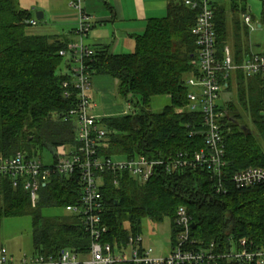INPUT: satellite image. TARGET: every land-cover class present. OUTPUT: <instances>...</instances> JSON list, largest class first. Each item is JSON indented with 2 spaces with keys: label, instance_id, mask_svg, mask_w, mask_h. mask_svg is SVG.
<instances>
[{
  "label": "trees",
  "instance_id": "obj_1",
  "mask_svg": "<svg viewBox=\"0 0 264 264\" xmlns=\"http://www.w3.org/2000/svg\"><path fill=\"white\" fill-rule=\"evenodd\" d=\"M185 1L168 0L166 17L148 22L145 34L135 38L133 53L114 55L107 47L94 50L88 62L94 76L114 78L120 97L131 110L124 117L101 121L108 132L100 147L101 156L122 160L184 153L192 157L205 148L203 116L188 110L186 80L198 75L194 65L198 47L193 35L198 12ZM31 15L13 0H0V155L4 156L21 151L36 154L44 137L35 131L50 129L48 137L54 147L74 146L76 142L74 123L64 119L75 103L74 98H66L63 87L70 64L60 51L67 43L58 37L31 35ZM214 23L222 59L227 44L224 13L215 14ZM242 61L238 55L236 62ZM235 76L238 105L229 104L227 111L219 108L227 162L220 179L222 190L218 189V177L202 168L162 171L144 184L127 172H106L101 192L106 203L107 242L122 245L130 235L142 233L145 220L163 223L166 219L171 221L175 241L176 213L184 207L195 225L193 239L222 248L231 236L235 240L248 238L257 249H264V188L237 189L231 183L244 169L264 168V149L258 141L261 138L264 142V80L257 77L247 83L242 72ZM231 82L224 83L228 84L226 91ZM156 97L170 98L161 113L151 110ZM238 106L248 114L257 134L243 123ZM80 194L77 176H54L41 190L34 208L28 192L4 182L0 186V226L5 219L32 216L35 255L58 256L64 250L88 253L91 239L81 218L66 212L67 207L77 204ZM45 209L65 214L44 217Z\"/></svg>",
  "mask_w": 264,
  "mask_h": 264
},
{
  "label": "built area",
  "instance_id": "obj_2",
  "mask_svg": "<svg viewBox=\"0 0 264 264\" xmlns=\"http://www.w3.org/2000/svg\"><path fill=\"white\" fill-rule=\"evenodd\" d=\"M84 0H71L70 7L79 14V40L67 43L60 56L69 62L64 82L66 98H74V107L65 115V121H72L76 128V142L69 150L55 153L50 163L43 156L26 151L12 156L0 155V186L10 182L13 188H21L31 196L35 208L40 201V192L51 184L54 176L71 178L77 176L81 194L76 205L66 208V212L79 216L85 232L91 239L88 253L64 250L58 256L34 254L31 257L16 258L6 249L0 250V264H222L234 261L243 264H264V249H257L248 238L235 240L233 236L222 248L217 243L208 245L192 238V218L187 209L180 207L176 213V239L171 254L159 257L151 247L145 246L142 233L130 235L126 243L111 245L105 240L109 228L105 223L106 203L101 188L106 172H127L141 183L149 182L156 173L177 172L185 167L206 169L217 179H221L226 167V145L223 117L219 113L221 96L237 72L246 78L264 79V52L252 53L241 64L236 62L231 49L226 46L223 58L217 51L215 10L213 0H186V6L198 12L193 28L198 47V58L194 65L198 75L189 77L188 110L199 112L204 120L205 148L194 156L177 153L169 156L148 158L137 156L131 159L116 160L101 156L100 147L107 137V130L94 113L96 104L91 97L94 74L88 66L94 51L86 44L85 38L92 31L94 18L83 8ZM244 21L252 26L251 16ZM32 26L38 22L32 21ZM231 183L237 189L264 188V168L251 167L236 173ZM222 180L218 189L222 190Z\"/></svg>",
  "mask_w": 264,
  "mask_h": 264
},
{
  "label": "crops",
  "instance_id": "obj_3",
  "mask_svg": "<svg viewBox=\"0 0 264 264\" xmlns=\"http://www.w3.org/2000/svg\"><path fill=\"white\" fill-rule=\"evenodd\" d=\"M261 1L264 3V0ZM70 2L71 0L67 2L68 9H72ZM248 4L249 0H213L215 14L224 13L227 30L226 46L231 49L235 58L240 55L243 61L252 53L264 52L261 44L251 43L250 28L244 21V16L251 12ZM236 5L237 9H235ZM167 7L168 0H84V11L94 18L93 29L85 38V42L93 51L98 47H107L114 55H124L123 51L128 43L130 50L136 48L135 38L145 34L150 20L166 17ZM61 15L62 13L58 15L59 18L62 17L66 21L67 16ZM77 20L79 21V14ZM263 28L264 19L256 24L255 29L262 30ZM76 29L73 27L63 34L43 36L58 37L66 43L76 42L79 40L75 33ZM116 87L118 83L111 76L96 75L93 78L91 97L96 104L94 113L100 121L126 116L121 109L114 107L116 106L114 96ZM168 99L170 101L169 97ZM174 242L171 237L170 252L173 250ZM145 246H147L146 243Z\"/></svg>",
  "mask_w": 264,
  "mask_h": 264
},
{
  "label": "rangeland",
  "instance_id": "obj_4",
  "mask_svg": "<svg viewBox=\"0 0 264 264\" xmlns=\"http://www.w3.org/2000/svg\"><path fill=\"white\" fill-rule=\"evenodd\" d=\"M15 4L23 10L31 12L33 21H37L36 26H32L28 29L31 35L43 36L53 35L55 33L63 34V32L78 28L79 21L78 14L73 9H68V0H13ZM248 6L251 8V12H248V16H251L254 20L251 28L249 29V37L251 43H259L262 45L261 49L264 50V28L262 30L255 29L256 24L263 21L264 3L261 0H249ZM42 12L45 14L43 21L37 20V13ZM67 16V20L59 18V14ZM69 13V15H68ZM71 14V16H70ZM61 15V16H62ZM59 18V19H58ZM52 37V36H50ZM134 50H130V44L123 51V54L133 53ZM262 53V52H258ZM236 76L232 78L230 90L222 93L220 106L223 109H227V106L231 103L237 104V90H238V78ZM255 78H249V80ZM264 80V79H263ZM261 87L264 89V82ZM114 96L116 98V106L121 109L125 115H128L131 110L129 105L120 97L118 87H116ZM170 104L168 97H156L152 100L151 110L154 113H161L166 106ZM238 105V104H237ZM239 111L243 117V123L250 128L251 131L257 134L255 126L249 119V116L244 112L240 106ZM227 111V110H226ZM50 130V129H49ZM49 130L36 132L37 135L44 137L42 143L49 147L37 145V154L43 156L45 163H50L55 153H63L72 146H60L54 147L49 141ZM259 138V137H257ZM262 148L264 149V142L261 138L258 139ZM44 217L59 216L65 214L63 210H50L45 209L42 211ZM33 219L32 216H25L21 218L5 219L0 226V250L6 249L11 255L16 258H22L24 256L31 257L34 255V243H33ZM142 236L147 246L151 247L155 254L159 257H168L170 252V241L172 237L171 221L166 219L163 223H156L150 220H145L142 226Z\"/></svg>",
  "mask_w": 264,
  "mask_h": 264
},
{
  "label": "water",
  "instance_id": "obj_5",
  "mask_svg": "<svg viewBox=\"0 0 264 264\" xmlns=\"http://www.w3.org/2000/svg\"><path fill=\"white\" fill-rule=\"evenodd\" d=\"M37 20L38 21H43L44 20V13H42V12H39V13H37ZM245 127H243V129H244ZM195 228V225L194 224H192V229H194Z\"/></svg>",
  "mask_w": 264,
  "mask_h": 264
}]
</instances>
